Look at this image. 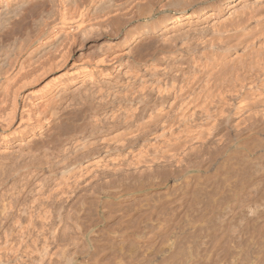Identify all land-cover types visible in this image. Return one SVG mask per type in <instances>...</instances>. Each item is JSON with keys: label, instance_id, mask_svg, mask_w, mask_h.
Returning a JSON list of instances; mask_svg holds the SVG:
<instances>
[{"label": "bare ground", "instance_id": "1", "mask_svg": "<svg viewBox=\"0 0 264 264\" xmlns=\"http://www.w3.org/2000/svg\"><path fill=\"white\" fill-rule=\"evenodd\" d=\"M0 264H264V0H0Z\"/></svg>", "mask_w": 264, "mask_h": 264}]
</instances>
